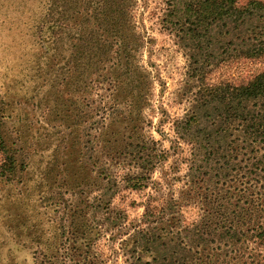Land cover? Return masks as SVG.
Returning a JSON list of instances; mask_svg holds the SVG:
<instances>
[{
	"label": "trees",
	"instance_id": "1",
	"mask_svg": "<svg viewBox=\"0 0 264 264\" xmlns=\"http://www.w3.org/2000/svg\"><path fill=\"white\" fill-rule=\"evenodd\" d=\"M243 1H163L166 7L160 10L159 23L192 51L190 68L195 77L202 79L210 73L211 58L223 44H234L242 57L264 60V1ZM149 4V0H0V9L7 14L0 16L4 17L0 26L7 24L19 36L27 31L35 37L40 48L35 62L45 61L48 89L57 87L59 77L80 97L145 99L151 95L154 79L137 61L145 37L136 14ZM35 67L36 72L41 69ZM2 101L0 251L19 241L29 249L23 237L31 221L37 223L32 233L44 231L49 221L43 217L63 208L68 226L59 227L60 234L53 239L59 247L37 242L42 254L32 253L33 264L38 261L36 255L57 263L60 251L65 259L70 256L79 264H105L96 255L89 262L86 257L101 231L86 222L93 206L83 184L64 183V195L81 196L72 205L42 190L48 187L47 177L34 183L24 174L34 168L33 156L22 131L16 136L9 129L12 116ZM87 106L90 112L96 111L90 103ZM136 111L131 112V120L99 114L92 127L97 164L102 150L109 148L110 154L117 150L119 127L136 134L144 120L134 117ZM174 132L178 146L173 149H180L179 141L189 148V180L163 199L162 205H156L162 199L160 189L152 188L153 193L140 204L142 218L136 221L124 224L125 219H110L125 235L120 242L124 264H264V69L240 84H205L186 117L175 120ZM142 142L128 146L129 152H117L114 160H141L147 166L142 163L144 172L138 174H152L166 156L151 147L155 142ZM126 154L130 157H123ZM151 181L150 176H134L129 178V187L146 191ZM192 206L199 209L193 221L187 218ZM106 210L111 212L109 207Z\"/></svg>",
	"mask_w": 264,
	"mask_h": 264
},
{
	"label": "rangeland",
	"instance_id": "2",
	"mask_svg": "<svg viewBox=\"0 0 264 264\" xmlns=\"http://www.w3.org/2000/svg\"><path fill=\"white\" fill-rule=\"evenodd\" d=\"M163 1L165 0H149V7H140L136 14L138 26L145 37V46L137 54V61L154 79L151 95L145 99H127L126 96H121L115 100L111 97L105 99V95L80 97L59 77L56 81L57 87L48 89L44 86L47 78L45 61L41 59L35 62V54L40 52L35 37L27 31L19 36V33H15V28L10 30L7 24L0 26V100H3L12 116L8 124L9 129L13 130L16 136L17 131H22L25 146L30 150L34 161V168L24 174H29V177L35 180L34 183L47 177L45 186L48 187L42 190L52 195L56 201L62 199L64 203L72 205L79 202L81 196L64 195V183L83 184L82 189L93 206L87 211L86 222L92 228L94 225L98 226L101 231L86 256L88 262L96 255L105 264H124L125 257L120 249V242L125 235L119 233L110 219H125L124 224L136 221L142 218L144 207L140 204L147 201L149 194L153 193L152 188L160 189L162 199L156 205H162L163 199L171 193L175 194L189 180V148L179 141L180 149H173L178 146L174 122L186 117L195 100L200 98L205 84H240L264 69L263 59L242 57L235 51L234 44H223L217 46L215 56L211 58L210 73L202 79L195 77L190 68L192 51L179 41L174 32L163 29L159 23L158 18H162L160 10L166 7ZM0 16L7 14L0 9ZM0 19L2 21L4 17ZM223 58L225 61H222ZM35 66L41 69L36 72ZM136 102L139 103V112L136 111ZM88 103L96 111L90 112ZM102 109L106 110L102 112ZM132 111L138 113L134 114V117L140 116L144 119L141 125L139 123L140 128L135 134V130L127 133L129 130L119 127L117 135L120 140L117 150L111 154L109 148L102 150L99 153L100 162L97 164L92 127L94 122L99 120V114L108 113L112 117L118 115L131 120ZM107 139L106 136V141ZM142 139L149 144L155 142L156 145L152 144L151 147L166 156L157 163L152 174H138L144 172L142 163L147 166L141 160H114L117 152H129L132 148L128 146L138 142L143 144ZM127 147L128 149H125ZM2 161L0 151V164ZM45 170L47 174L44 173ZM134 176H150L151 188L142 192L130 189L129 178ZM154 181L161 184L154 185ZM108 207L111 210L109 214L106 213ZM198 216L197 206L187 209L189 220H196ZM43 220L49 221L44 226V231L41 229L39 233H32L37 223L31 221V229L23 237L29 249L23 247V242L19 241L18 245L11 242L10 246L0 251V264H33L32 253L38 251L37 254H42V250L37 248L39 241L53 244L52 248L59 247L53 239L58 238L59 227L61 229V226H68L63 208L58 212L51 210L50 215L44 216ZM112 236L116 239L112 240ZM35 240L36 244L33 242ZM58 256L59 261L54 264H79L76 259L70 260V256L65 259L63 251H60ZM36 257L38 261L35 264H52L46 260L47 257Z\"/></svg>",
	"mask_w": 264,
	"mask_h": 264
}]
</instances>
